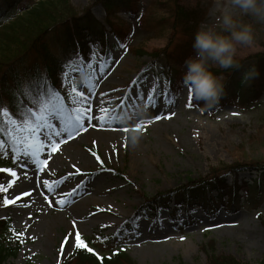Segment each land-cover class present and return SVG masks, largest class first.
<instances>
[{"label":"rangeland","instance_id":"rangeland-1","mask_svg":"<svg viewBox=\"0 0 264 264\" xmlns=\"http://www.w3.org/2000/svg\"><path fill=\"white\" fill-rule=\"evenodd\" d=\"M31 1L38 0H25V3ZM95 1L70 0V3L80 15L82 10L90 8L92 18L107 32L106 42L87 43L89 50L84 44L86 49L72 57L82 58L84 63L71 71L53 63L59 91L67 101L71 83L79 85L84 75L95 73L97 87L91 105L94 115L98 114V107L104 106L127 116L135 109L144 121L156 115L162 118L145 124L143 131L133 130L135 123L141 122L139 119L131 121L126 117L110 127H89L72 138L78 141L71 149L68 142L72 139L60 144L50 158V149L46 148L41 154L42 159L48 160L44 171L31 159L14 152L13 146H5L0 151V168H13L17 178L7 193L0 192V219L10 220L12 232L13 229L24 232V242L20 243L16 256L8 258L5 264H62L76 245V231L81 238L97 235L94 245L100 252L114 247L123 250L133 264H209L211 256L259 264L264 256V194L244 190L259 178L257 169L249 165L258 160L264 164V97L251 109L241 108L235 100L223 97L205 108L204 102L195 99L185 83L170 92L161 63L139 54L142 49L152 52L157 48L159 53L166 50L169 55L185 50L188 53L180 69L183 74L185 59L193 55L195 32L214 21L215 0H136L132 12L122 6H114L107 12ZM175 6L190 19L196 17V22L190 20L173 30L169 10ZM244 19L252 23L253 41L250 45H238L235 59L264 52V22L251 16ZM116 31H121L120 38ZM91 45L99 48L97 63L90 68ZM59 47L51 44L48 57L66 59L61 57ZM109 50L112 62L100 74L99 57ZM38 59H33V64ZM212 70L226 77L223 69ZM25 72L20 74L22 84L28 80ZM13 81L7 82L15 84ZM154 89L161 92L167 89L170 94L171 103L163 105V111L148 106L147 95ZM130 90V98L125 99ZM124 127L130 131L125 133ZM100 132L110 133L111 138L101 139L97 136ZM133 134L137 136L135 143L131 139ZM71 153L82 157L81 162L71 165L68 159ZM236 163L244 166L226 171L225 188L210 191L212 196L223 199L224 206L215 211L207 212L197 205L187 211L183 204L174 205L173 198L167 209L148 208L156 195L172 190L181 194L182 190H188L182 188L188 181L204 179L211 175L212 169ZM77 168L81 170L79 173ZM12 179L10 173L2 172L0 184L7 186ZM44 181L58 183L49 190ZM81 181L83 187L67 197ZM29 183L42 184L39 192L46 198L44 202L30 203L22 196L15 204L3 203L5 195L13 199L26 192ZM234 184L238 186V198L230 204L227 191ZM193 192L197 189H189L182 198L195 199ZM88 198L99 202L86 203ZM61 199L70 202L62 206L58 203ZM130 221L138 225L135 230Z\"/></svg>","mask_w":264,"mask_h":264},{"label":"trees","instance_id":"trees-1","mask_svg":"<svg viewBox=\"0 0 264 264\" xmlns=\"http://www.w3.org/2000/svg\"><path fill=\"white\" fill-rule=\"evenodd\" d=\"M23 2L25 3V0H0V102H2L0 108L7 106L14 118H16L19 104L17 93L21 92L22 87L26 85V83L22 84L21 79H19L21 71H26L27 81L37 79L38 71L41 74L46 72L50 83L59 90L56 76L57 68L53 66V63L60 66L63 59V61H68L74 54L78 55L85 48L84 44L86 46L90 42L105 44L107 34L102 24L97 23L92 18L89 7L82 10L80 15L76 8L71 5L70 0L31 1L26 2L21 9L19 7L23 6ZM94 3H101L107 12H110V8L114 6H122L132 12L135 9L133 7L137 5L136 0H96ZM169 13L173 21V30L183 27L182 24L188 23L190 20L196 22V17L190 19L177 6L173 7L171 11L169 10ZM159 19L164 21L167 20V17H160ZM149 22L152 23L150 20ZM62 30L65 32H61ZM115 33L120 38L121 31ZM60 34L62 37H60ZM53 41H56V43H53ZM51 44H58L61 48V57L65 56L66 59L56 60L53 57L52 60L49 58L48 51ZM156 49L150 51L151 54L142 49L139 54L149 55L161 63L168 82V90L174 92L179 85L185 83L180 69L182 60L188 52L185 50L177 51L169 55L166 50L159 53ZM87 50H89L88 46ZM33 59H38V62L33 64ZM234 61L236 66L222 70L225 73L227 72L225 75V91L222 97L224 100L226 98L235 100L241 108L251 109L264 97V52L254 57L234 58ZM30 62L32 63L29 64ZM246 75L247 79H245ZM8 79H14L15 84H8ZM5 131H7V128H5ZM0 140L4 141L7 148L12 146L10 137L4 135V133H0ZM9 161V163H12V160L9 159ZM252 163L249 166L257 169L259 178L253 185L246 186L244 191L245 193L254 191L262 195L264 194V164H261L259 160ZM243 166V164L239 165L237 163L231 166L224 165L221 168L212 169L209 177L207 176L198 181H188V184H184L182 188L197 189V192H193L196 193L195 199L184 200L182 198L187 195L188 190H182L181 194L178 190H172L156 195L148 203V208L154 211L159 210V208L167 209L170 200L173 198L174 205L183 204L187 211L193 209L196 205L201 206L207 212L215 211L224 204L222 198L210 194L211 189L225 188L226 171ZM1 175L2 172H0ZM237 190L238 186L236 184L228 189L227 192L230 198L227 201H230V204L238 198ZM175 215L177 216L176 213ZM94 237L97 238V235ZM94 237L82 238L88 248L92 249L91 252L87 248H77L75 245L72 253L62 264H133L128 255L118 248H110L108 252L98 251L94 245ZM19 247L20 241L13 236L10 220L8 218L0 219V264H5L8 258L15 257ZM209 264L248 263H240L230 257L211 256ZM259 264H264V256Z\"/></svg>","mask_w":264,"mask_h":264},{"label":"snow or ice","instance_id":"snow-or-ice-1","mask_svg":"<svg viewBox=\"0 0 264 264\" xmlns=\"http://www.w3.org/2000/svg\"><path fill=\"white\" fill-rule=\"evenodd\" d=\"M90 47L92 52L90 55L91 63H89V67L91 68L97 63L98 57L96 53L99 46L91 45ZM120 47H123V45H120ZM111 62V50H109L108 53L100 55L98 63L100 74H104ZM83 63L84 61L82 58L79 60L70 58L69 61H62L61 67L62 69L71 71L77 68L79 64ZM64 75L67 77L68 72H65ZM37 77L38 78L35 80L27 81L26 85L22 87L21 92L17 93L19 104L16 118H13L6 106L0 108V133H4V135L10 137L14 152L31 159L40 171H44V167L48 164L47 159L41 158V154L46 148L50 149V158L51 152H55L60 144L86 131L89 127H110L117 121H123L126 117L131 121L139 119L141 122L135 123L133 130L143 131L145 124H151L153 119L160 120L162 118L161 115H156L152 119L144 121L135 109H133L130 116H127V114H118L114 109H109L104 106L98 107V114L94 115L91 105L92 96L95 94V88L97 87L95 73L84 75L79 85L73 81L67 101L65 96L50 83V79L46 72L41 74L38 71ZM65 83H68L67 79H65ZM136 83L137 81H133V84ZM86 92L88 93L87 95ZM101 95H106V93H101ZM140 95H142V93H140ZM130 96L131 90L128 95H126L125 99L130 98ZM147 102L148 106L153 109L163 111V105L171 103L170 94L167 92V89L163 92L154 89L153 92L148 93ZM121 103H123V101ZM100 104L103 105V101H100ZM0 105H2V102H0ZM93 120H96L97 123L93 124ZM5 128H7V131H5ZM122 130L125 133L130 131L128 127H124ZM125 140H127V137H125ZM4 147V141L0 140V151H3ZM92 154L100 164L103 165V161L100 157L95 152ZM4 155L6 156L7 153L4 152ZM73 167L75 168L76 166L73 165ZM80 171V169H76L77 173ZM0 172L10 173L13 177V179L8 182L7 186L0 184V192L7 193L8 188L16 182L17 172L13 168H0ZM24 175L27 176V173H24ZM55 183L58 182L53 181L49 183L48 181H44L45 186L49 190L52 189ZM83 185L84 181H81V183L77 185V188L72 189V191L67 194V197L70 198L76 193L77 189L83 187ZM30 195L29 192L24 191L13 199H9L8 196L5 195L3 197V203L5 205L15 204L22 196L27 197ZM69 202L70 199H61L58 203L63 206ZM49 203H51V201ZM129 223L133 224V230L138 227L134 222L130 221ZM73 224H75V221H73ZM13 236L19 239L20 243L24 242L22 239L24 232H16L13 229ZM67 240L68 237H65V241ZM75 243L77 248H87L88 251H92L81 238L79 231L75 233ZM61 252H63V245L61 246Z\"/></svg>","mask_w":264,"mask_h":264},{"label":"clouds","instance_id":"clouds-1","mask_svg":"<svg viewBox=\"0 0 264 264\" xmlns=\"http://www.w3.org/2000/svg\"><path fill=\"white\" fill-rule=\"evenodd\" d=\"M245 16L264 22V0H215L214 21L195 32L193 55L185 59L183 80L205 108L215 105L225 91L224 75L212 69L236 66L237 46L253 41V26ZM131 139L135 143L137 136Z\"/></svg>","mask_w":264,"mask_h":264},{"label":"bare ground","instance_id":"bare-ground-1","mask_svg":"<svg viewBox=\"0 0 264 264\" xmlns=\"http://www.w3.org/2000/svg\"><path fill=\"white\" fill-rule=\"evenodd\" d=\"M90 131H93V130H90ZM96 132H99V131H96ZM97 136L100 137L101 139H104V140H107V139L109 140L111 138V134L108 133V132H100V133L97 134ZM77 141H78L77 138L70 140L68 142V149H69V146H70V149H71V146L73 144H75ZM68 159H69L71 165H72V163L76 165L77 163L81 162L82 157H80L77 154L71 153V154H69ZM53 160H55V158ZM28 185L30 187L27 188L26 192H29L31 194L30 196H27V201L28 202H30V203H38V202H41V201L44 202V200H46V198H44L43 193L39 192L41 190L42 184H40V183L36 184L35 183L34 185L33 184L31 185V183H29ZM87 202H89V203L90 202L97 203L99 201L96 200V198H88L86 203Z\"/></svg>","mask_w":264,"mask_h":264}]
</instances>
